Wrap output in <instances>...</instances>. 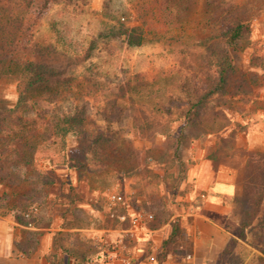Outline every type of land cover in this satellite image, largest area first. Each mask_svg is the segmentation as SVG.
Listing matches in <instances>:
<instances>
[{
  "label": "rangeland",
  "instance_id": "obj_1",
  "mask_svg": "<svg viewBox=\"0 0 264 264\" xmlns=\"http://www.w3.org/2000/svg\"><path fill=\"white\" fill-rule=\"evenodd\" d=\"M104 1L83 0L77 7L56 6L38 24V38L45 43L57 32L63 39L57 44L59 48L80 49L87 47L99 32L118 28L117 19L136 18L146 19L148 38L138 48H129L121 41L105 43L98 39L92 58L75 69L82 89L68 94V98L72 101L77 97L75 103L85 104L86 134L67 136L65 146L42 137L35 142L36 151L27 160L11 158L10 151L0 146L4 205L20 214L31 212L34 216L38 208L40 215L48 212L50 191L63 194L65 189L54 175L69 168L81 179L85 190L96 193L94 199L90 198V207L72 211L69 224L124 230L120 233V246L109 240L99 244L97 238L84 231L75 233L76 237L72 234L71 239L79 241L80 262L113 264L121 252L131 256L135 249L146 253L149 263L156 264L149 259L155 252L149 250V239H145L148 229L138 235L129 232L128 223L121 222L119 216L144 211L154 215L148 226L161 224L171 215L184 213L188 206L186 197L193 189L188 172L197 164L196 157L206 156L217 167L222 163L239 166L244 159L247 135L259 131V124L264 121V75L250 65L253 47L264 46V0H110L115 21L104 14ZM237 23L243 24L245 30L237 48L229 50L235 66L228 79L229 93L220 107L215 106L216 100L211 102L205 124L189 130L187 144L174 150V137L167 135H175L180 125L168 124L162 116L167 97L169 93L186 97L192 89L187 79L190 74L179 63L176 49L183 43L187 48L193 47L190 49L197 55L203 51L205 37ZM180 76H187L186 80L175 87ZM20 79L19 72L0 75V107L16 103ZM95 80L100 85L89 82ZM128 82V92L120 101L125 110L120 114L111 100L117 86ZM59 110L66 111L67 105L63 103L56 111ZM105 112L112 113L113 124L104 120ZM134 119L140 121L143 136L135 134ZM161 129L167 134L159 133ZM98 134L107 140L104 146L96 141ZM260 143L253 150L264 149V139ZM110 193L122 194L126 207L112 205ZM235 214L239 219V213ZM254 238L249 234L248 243L235 245L231 251L236 256L229 261L226 256L225 262L259 264L257 256L261 253L249 245ZM185 242L180 241L178 254L186 251ZM130 259L125 264H136Z\"/></svg>",
  "mask_w": 264,
  "mask_h": 264
},
{
  "label": "trees",
  "instance_id": "obj_2",
  "mask_svg": "<svg viewBox=\"0 0 264 264\" xmlns=\"http://www.w3.org/2000/svg\"><path fill=\"white\" fill-rule=\"evenodd\" d=\"M80 1L83 0H0V75L9 72L21 74L16 103L11 107H0V146L10 151L11 158H31L36 151L35 142H40L45 136L65 146L67 136L86 134L85 104L79 106L74 102L78 98L71 101L68 94L82 89L74 71L92 58L98 39H103L105 43L121 41L129 48H138L148 38L146 19L136 18L117 19L118 28L99 32L87 47L81 46L80 49L69 46L59 48L57 44L63 39L57 32H53L52 39L45 41L49 45L42 43L37 34L41 20L56 6L77 7ZM104 14L116 20L110 0L104 1ZM244 30L245 26L237 23L205 37L202 41L203 51L197 55L192 53L190 48L193 47L187 48L183 43L178 45V61L190 76L178 77V83H174V86L177 87L187 77L192 89L186 97H175L171 93L167 97V108L162 116H165L168 124L180 125L175 135H167L174 137V150L187 144L189 130L205 124L212 101L216 100L217 107L224 102V97L229 93L228 79L235 68L229 50L237 48ZM263 53L264 46L253 47L250 63L261 69L264 75ZM89 82L95 86L98 84L96 80ZM129 83L117 86L115 97L111 100L112 106L120 109V114L125 110L120 104L128 92L125 88ZM63 103L67 105V110L57 112ZM103 114L104 120L109 125L113 124L112 113ZM134 124L135 134L143 136L140 121L134 119ZM160 132L167 134L166 130L161 129ZM104 138L102 134L97 135L96 141L100 146L106 144ZM245 157L242 196L236 209L240 215L236 235L247 243L249 234L255 236L249 245L259 250L261 254L257 256V262L264 264V152L246 151ZM181 232L179 224L174 221L172 234L157 254L158 264H162L170 251H178ZM238 243L237 239H233L228 244L229 248L221 253L218 264H227L226 256Z\"/></svg>",
  "mask_w": 264,
  "mask_h": 264
},
{
  "label": "crops",
  "instance_id": "obj_3",
  "mask_svg": "<svg viewBox=\"0 0 264 264\" xmlns=\"http://www.w3.org/2000/svg\"><path fill=\"white\" fill-rule=\"evenodd\" d=\"M259 128L261 131L254 130L247 135L245 144L248 149L245 151L264 152V149L253 150L264 139V121L259 124ZM195 160L197 164L188 172L193 189L187 194L189 203L184 213L171 215L167 221L156 226L150 224L146 228L148 248L155 252L156 257L172 234L174 221L182 230L181 241H186L188 245L186 251L180 254L170 251L162 264H218L221 253L233 239L244 243L236 235L240 218L235 212L238 204L236 197L242 195L246 157L240 160L239 166L222 163L217 167L206 156L203 159L196 157ZM56 176L65 188L64 193L50 191L53 203L50 201L46 205L48 212L40 215L38 208L29 219L4 205L6 194L0 182V264H83L80 262L79 241L71 239L72 234L76 237L75 233L83 231L97 238L98 243L104 240H109L113 245L122 243L120 233L124 231L123 228L69 224L72 211L90 207V198L94 199L96 193L85 190L81 179L69 168L61 174L58 171ZM121 207L125 208L126 204ZM134 250L131 256L127 255L128 252H121L113 264H125L128 258L135 260L136 264H151L146 253ZM232 256H236V252L228 255V261Z\"/></svg>",
  "mask_w": 264,
  "mask_h": 264
},
{
  "label": "built area",
  "instance_id": "obj_4",
  "mask_svg": "<svg viewBox=\"0 0 264 264\" xmlns=\"http://www.w3.org/2000/svg\"><path fill=\"white\" fill-rule=\"evenodd\" d=\"M108 198L112 205H125V198L120 193H110L108 194ZM31 215V212L24 214L26 219H29ZM119 220L121 222H127L130 227L129 232L138 235L143 229L148 228V224L154 220V215L144 211H134L133 213L121 214ZM149 259L156 262V255H151Z\"/></svg>",
  "mask_w": 264,
  "mask_h": 264
}]
</instances>
